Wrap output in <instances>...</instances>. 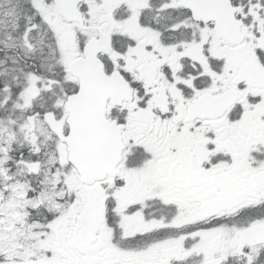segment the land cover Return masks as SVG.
<instances>
[{
	"label": "snow or ice",
	"instance_id": "6c2138e0",
	"mask_svg": "<svg viewBox=\"0 0 264 264\" xmlns=\"http://www.w3.org/2000/svg\"><path fill=\"white\" fill-rule=\"evenodd\" d=\"M0 264H264V0H0Z\"/></svg>",
	"mask_w": 264,
	"mask_h": 264
}]
</instances>
